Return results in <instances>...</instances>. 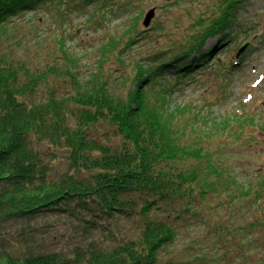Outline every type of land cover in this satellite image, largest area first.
<instances>
[{
	"label": "rangeland",
	"instance_id": "1",
	"mask_svg": "<svg viewBox=\"0 0 264 264\" xmlns=\"http://www.w3.org/2000/svg\"><path fill=\"white\" fill-rule=\"evenodd\" d=\"M56 1L16 19L0 39L1 50L8 48L28 68L48 74L36 100H44L50 91L61 96L72 93L77 78L82 82L97 78L125 96L139 75L141 60L153 61V55L205 33L228 3ZM240 2L243 7L229 21L233 24L224 28L230 37L217 50L215 63H206L204 72L195 74L187 85L166 76L176 90L169 100L174 136L181 146L198 152L199 158L187 164L198 166L200 172L189 186L194 198L191 208L172 221L176 238L161 253L160 264H264V0ZM150 11L153 17L145 27ZM219 37L207 39L204 49L215 46ZM148 92L151 95L153 90ZM93 129L99 140H119L107 125ZM39 149L50 163L49 179H59L68 170L67 160L50 153L46 142ZM32 222L53 224L32 247L44 243L67 249L76 242L60 218ZM21 226L20 222L0 226V239L19 255L26 247L19 236ZM137 230V223L125 220L114 235L134 237Z\"/></svg>",
	"mask_w": 264,
	"mask_h": 264
},
{
	"label": "trees",
	"instance_id": "2",
	"mask_svg": "<svg viewBox=\"0 0 264 264\" xmlns=\"http://www.w3.org/2000/svg\"><path fill=\"white\" fill-rule=\"evenodd\" d=\"M227 1L205 33L153 55V61L141 60L125 96L97 78H77L72 93L50 91L36 100L48 74L0 49V226L20 222L19 236L26 242L19 255L0 239V264H160L161 253L176 238L172 221L191 208L189 186L200 172L187 164L198 152L174 136L169 100L176 90L166 76L187 85L206 63L218 60L217 50L230 37L224 28L243 7L241 0ZM52 2L58 4L0 0V39L16 19ZM218 35L215 46L204 49L206 40ZM95 125H107L119 140H99ZM44 142L50 153L67 160L59 179H49L50 163L39 149ZM48 218H60L76 242L67 249L32 247L53 225L32 221ZM125 220L137 223L136 236L114 235Z\"/></svg>",
	"mask_w": 264,
	"mask_h": 264
},
{
	"label": "water",
	"instance_id": "3",
	"mask_svg": "<svg viewBox=\"0 0 264 264\" xmlns=\"http://www.w3.org/2000/svg\"><path fill=\"white\" fill-rule=\"evenodd\" d=\"M152 17H153V11H150V12L146 15L145 20H144V22H143V25H144L145 27L148 26V24H149V22H150V20H151ZM241 51H243V50H241ZM241 51H240V52H241ZM240 52L237 54V57L239 56Z\"/></svg>",
	"mask_w": 264,
	"mask_h": 264
}]
</instances>
